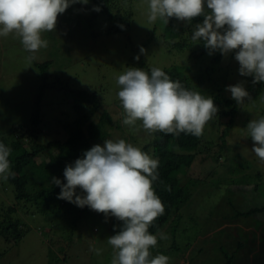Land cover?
<instances>
[{
    "label": "rangeland",
    "instance_id": "1",
    "mask_svg": "<svg viewBox=\"0 0 264 264\" xmlns=\"http://www.w3.org/2000/svg\"><path fill=\"white\" fill-rule=\"evenodd\" d=\"M97 3L77 2L58 15L55 30L42 33L47 47L35 53L26 51L15 34L0 36V130L21 125L30 128L40 108L45 132L41 142L65 141L71 134L66 127L76 119V106L82 102L79 92L83 91L97 103L83 105L86 111L93 108L97 120L108 117L111 121L112 136L95 141L93 146L124 139L145 151L155 134L150 135L139 121L136 128L122 123L118 77L129 68L149 74L152 68L178 70L207 97L232 98L226 89L238 83L249 90L251 76L240 75L239 62L231 53L216 69L209 70L210 56L191 59L194 46L170 51L164 36L166 24L159 18L148 21L149 0H108L98 12L89 9ZM30 56L35 58L30 61ZM45 64L47 70L42 67ZM238 116L225 138L220 159L211 157L222 151L220 138L230 118L219 119L216 114L205 125L204 141L214 148L201 154L183 178L184 183L198 181L200 188L192 186L188 203L172 215L161 232L167 238L158 239L153 257L166 255L169 264H228L227 256L233 255L230 264H264V161L252 151L254 141L246 129L251 120L264 117V90L242 107ZM68 157L64 170L80 158ZM47 165L55 170L52 162ZM247 176L251 182H243L242 177ZM257 183H261L259 188ZM4 184L0 182V195L14 206L17 201L11 190L3 191ZM80 209H64L51 223L43 216L31 221L26 211L20 210L18 215L27 224L22 228L24 236L18 244L0 238V264H111L114 250L107 240L116 235L112 231L114 216L106 217L87 206ZM255 209L262 211L237 215Z\"/></svg>",
    "mask_w": 264,
    "mask_h": 264
},
{
    "label": "clouds",
    "instance_id": "2",
    "mask_svg": "<svg viewBox=\"0 0 264 264\" xmlns=\"http://www.w3.org/2000/svg\"><path fill=\"white\" fill-rule=\"evenodd\" d=\"M77 2L86 4L88 0H0V36L15 34L26 51L35 53L47 47L42 33L55 30L58 15ZM94 10L100 11L98 7ZM200 16L203 23L195 26L191 39L202 40L209 54L219 51L226 55L236 50L240 75L252 76L254 84L264 83V0H149V23L159 18L168 24L173 17L190 23ZM118 84L122 123L136 128L139 121L150 135L162 132L199 137L218 112L211 97L186 89L160 68H152L150 74L129 68L118 77ZM226 90L237 104L251 99L243 83ZM246 129L254 141L252 151L264 161V117L251 120ZM10 153L11 148L0 142V179L4 181L15 176ZM158 166L159 160L140 147L124 139H109L66 166V184L52 179L61 188L58 199L123 222L121 230L107 240L114 250L111 264H169L170 257H153L150 252L158 239L167 238L149 231L165 211L153 188L159 178ZM77 188L86 195L76 194Z\"/></svg>",
    "mask_w": 264,
    "mask_h": 264
},
{
    "label": "trees",
    "instance_id": "3",
    "mask_svg": "<svg viewBox=\"0 0 264 264\" xmlns=\"http://www.w3.org/2000/svg\"><path fill=\"white\" fill-rule=\"evenodd\" d=\"M95 7H102L108 0H96ZM206 8V5H205ZM95 11V10H94ZM203 16L194 18L190 23L187 21H179L176 18H169L166 24L165 39L166 45L169 50L174 48L178 50L189 49L191 50V59L201 60L205 56H210L209 70L216 69V66L222 63L225 55H221L219 51L209 54V50L205 47L204 42L193 41L188 38L192 36L195 26L203 23ZM186 34L189 36H186ZM178 39V40H177ZM235 57L236 50L230 52ZM229 54V53H228ZM49 64V63H48ZM42 65L44 70H47L49 65ZM164 72L173 80L179 81L183 87L188 90L196 91L184 73L178 70H164ZM204 79V75L200 80ZM253 77H250V84L248 93L251 99H246L244 103L237 104L233 98H224L221 96H212L214 105L218 108V116L220 118L229 117L230 120L226 124V128L221 136L222 144L220 150L216 151L211 158L220 159L225 145V138L230 130L236 124L239 117V111L246 104L256 100L264 90V83H253ZM82 98L81 104L76 106V119L68 127L70 137L65 141L53 140L49 143H42L44 129L42 128L43 117L40 111V103L42 95L39 96L37 107L33 116L32 126L26 128L25 126L12 127L3 132L0 130V142L5 146L11 148L9 160L11 162V171L15 173L14 178L10 177L7 181L0 179V182L5 183L3 191L11 190L12 196L17 201V205L13 206L7 203L0 195V238L6 241H18L24 236V226L27 224L18 215L20 210L26 211L27 217L31 221L36 220V216H43L50 222L54 218L59 217V214L67 210L80 211L79 207L74 208L76 205L67 200L58 199L61 188L52 182L53 177L59 179L62 183L66 184L64 177V163L68 156L71 158L80 156L79 159L84 158V153L93 147V143L99 139H107L112 134L108 128L111 126V121L108 117L97 118L95 109L88 108L83 105L95 103L94 99L89 93L80 91ZM202 94V93H201ZM203 95V94H202ZM205 96V95H203ZM207 97V96H205ZM97 104V103H95ZM79 106V107H78ZM96 106V105H94ZM100 108V104L96 106ZM98 111V110H97ZM248 123V122H247ZM244 124V126L247 125ZM221 125V124H220ZM79 147H78V146ZM214 148V144L209 141H204V136L199 137L191 134L180 133L179 135L165 134L156 132L153 139L149 141L144 150L152 153L153 158L159 160L158 174L159 178L153 183V188L156 195L161 199L164 204L165 211L162 216H159L150 226L149 231L152 234L161 233L172 215L179 213L184 206L188 203V198L192 196V186L200 188L198 181L188 180L183 182V178L187 171L192 168L196 160L201 154L210 153ZM78 149V150H77ZM81 151V152H80ZM206 152V153H205ZM81 154V155H80ZM207 160V159H205ZM53 163L49 167L47 164ZM53 171V172H51ZM51 173L53 175H51ZM261 175L258 173L257 175ZM243 182L248 180L251 182L252 178L242 177ZM202 185V184H200ZM261 183H257L256 187L259 188ZM82 190L76 189V194L81 195ZM262 211L255 209L250 213L243 214L237 213L238 216H247L251 213ZM78 214V213H77ZM26 217V218H27ZM48 222V223H49ZM51 223V222H50ZM123 227V222L114 217L112 222V231L118 233ZM154 248L150 249L153 255ZM229 259L228 264L233 260V255L227 256Z\"/></svg>",
    "mask_w": 264,
    "mask_h": 264
}]
</instances>
